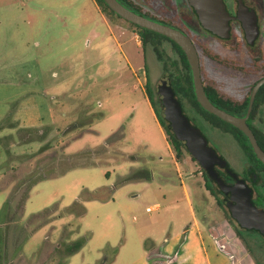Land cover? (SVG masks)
Returning <instances> with one entry per match:
<instances>
[{
  "label": "rangeland",
  "instance_id": "obj_1",
  "mask_svg": "<svg viewBox=\"0 0 264 264\" xmlns=\"http://www.w3.org/2000/svg\"><path fill=\"white\" fill-rule=\"evenodd\" d=\"M162 1L175 6L183 21L187 18L192 36L227 63L203 56L205 72L225 92L243 98L258 75L230 65L249 66L253 58H264V0H251L260 29L253 46L237 23L235 35L222 44L199 25L190 8L184 9L187 0ZM106 16L111 30L94 0H0V66L38 58L48 72L46 81L58 90L53 93L58 95L53 101L57 123L44 127L43 136L38 129L18 131L21 140L39 141L40 147L29 148L10 173V151L0 149V264H148L153 243L166 251H154L159 264H207L205 250L211 264H264V236L241 230L227 215L218 201L224 196L206 187L203 168L189 152L177 160L166 133L167 139L143 104L145 92L134 89L131 67L145 72V89L149 85L154 108L161 111L158 85L166 74L156 53L151 47L144 50L128 21ZM26 21L34 28L27 29ZM113 21L127 30L123 33ZM164 47L173 54L170 43ZM7 51H15L14 61H5ZM120 74L129 75L126 85ZM199 126L243 176L249 164L235 139L204 122ZM66 162L85 166L30 185L29 178L51 168L59 172ZM139 168L150 169L153 178L115 187ZM105 186L114 188L109 200L84 201L83 214L66 210L82 191ZM155 203L161 208L146 212ZM78 242L80 249L69 253L67 247Z\"/></svg>",
  "mask_w": 264,
  "mask_h": 264
},
{
  "label": "trees",
  "instance_id": "obj_2",
  "mask_svg": "<svg viewBox=\"0 0 264 264\" xmlns=\"http://www.w3.org/2000/svg\"><path fill=\"white\" fill-rule=\"evenodd\" d=\"M100 10L105 13L106 15L115 16L117 18H121L118 14H116L107 4L104 0H95ZM122 2L125 6L132 9L133 11L142 14L150 19H153L155 21L164 23L166 25L175 27L185 34H189V30L184 25V21L182 17L179 15V12L177 8L173 5H167L162 0H143V2L147 5L140 4L135 0H119ZM123 19V18H122ZM135 29V32L140 37L141 45L145 49L148 47H151L153 51L156 53L158 60L162 64V68L164 70V73L168 75L171 85L174 89L176 98L180 101L181 105L185 108H188L192 115L190 117V121L193 125H196L200 127L201 122H205L206 124H209L213 126L214 128L220 129L222 132L230 134L244 153V156L247 160V163L249 164L252 169L258 173L262 172L264 169V163L261 162L255 155L254 149L252 148L250 141L247 137V135L242 132L237 127L231 125L230 123L222 120L218 116L208 112L205 110L197 101L195 97V90H194V84H193V76H192V70L189 65V62L187 60L185 52L181 49V47L171 40L170 38L159 34L155 31H152L150 29H146L143 27H140L136 24H133L129 22ZM209 32V31H208ZM233 34L235 35V32L233 31ZM193 40L195 41V45H197V50L200 56V59H202L203 56L208 57L209 59L216 61L218 63L226 64V62L222 61L215 52H213L208 46L201 44L198 42L194 37ZM170 43L172 55L168 53V51L164 47V43ZM230 67H233L234 69L239 70L243 73L248 74H257L258 78L252 83L250 88L248 89L247 93L242 99L236 98L233 95L225 92L219 82L209 76L202 64H201V71H202V79L204 88L206 90L207 95L209 96L210 100L217 105L220 108H223L237 116H245L249 107V100L251 96V91L255 83L264 77V58L262 55H259L256 58H253L251 64L249 66H239L238 64H232ZM147 93L152 100L153 105H156V102L154 101V92L150 89L149 85H147ZM160 103V101H159ZM264 106V84L260 87L256 99L254 102L253 110L250 114V120H256L258 117V114L261 110V108ZM156 115L158 117V120L164 129L168 141L170 142L172 148L175 151V157L177 160H180L182 158V155L184 152H188L185 143L182 141H179L176 137L171 128L169 127L168 122L165 120L163 114L160 110L155 109ZM251 129L253 130L257 142L260 145V147L264 150V129L262 125L260 124H252L249 122ZM32 130V129H30ZM117 135H114V137ZM42 147L41 149H43ZM66 166L59 172H56L54 168H51L48 172H43L38 175H34V177L29 178L30 185L34 182L47 178L51 176L52 174H63L64 172L80 167L85 166L83 164H77V163H71L66 162ZM88 165V164H87ZM91 165V164H90ZM203 170V175L205 178V185L206 187L216 196H218V193L224 194L218 184L214 182L212 179L209 178L206 171ZM220 176L225 180L226 183H231L234 179L230 177L225 171H221L220 169H217ZM153 178V173L150 169L147 168H139L136 170H133L130 174L122 177L115 185V187L123 185L127 182L131 181H149ZM22 184H19V187ZM19 187L17 190H19ZM114 188L105 186L102 188H99L95 191H88L84 190L80 194L79 198L70 206L67 207L68 212H76L78 214H83L85 212L84 207V201L90 200V199H100L102 201H107L110 199L112 192ZM261 194L258 192V198H254V203L260 207H262V204L260 202ZM219 203L222 206H225L227 215L233 220L231 217V214L229 212V209L227 206L223 203V200H218ZM9 204H6L4 208V215L6 214V210L8 209ZM3 215V218H5ZM1 221V222H2ZM243 231H247L245 229L240 228ZM2 233V230H1ZM239 234V233H238ZM2 235H0V245L2 244ZM81 244L80 242L76 244L69 245L67 250L69 253L76 252L80 249ZM158 254H163L162 250H159ZM151 263L150 264H159L158 261L155 259V255H151ZM104 264V263H102Z\"/></svg>",
  "mask_w": 264,
  "mask_h": 264
},
{
  "label": "water",
  "instance_id": "obj_3",
  "mask_svg": "<svg viewBox=\"0 0 264 264\" xmlns=\"http://www.w3.org/2000/svg\"><path fill=\"white\" fill-rule=\"evenodd\" d=\"M106 4L121 18L140 27L162 34L176 42L185 52L192 70L195 97L199 104L208 112L218 116L244 132L254 149L256 157L264 163V150L257 142L256 136L248 124V118L253 110L256 95L264 84V77L259 79L252 88L249 107L245 116H237L215 105L204 88L200 57L197 48L188 34L164 23L150 19L125 6L119 0H104ZM200 25L220 39L228 40L232 35V22L238 21L244 31L248 45H255L259 35V17L254 8H250L244 0H237V10L232 15L224 0H188ZM161 111L175 137L185 143L188 152L206 171L210 179L216 182L220 190L229 197L224 204L229 209L231 217L240 228L247 231H257L264 236V208L253 200V189L244 178L235 172L224 157L209 144L208 138L201 128L193 125L184 113L180 101L176 98L174 89L167 75L161 78L158 85ZM217 168L225 169L234 179L232 184L226 183Z\"/></svg>",
  "mask_w": 264,
  "mask_h": 264
},
{
  "label": "crops",
  "instance_id": "obj_4",
  "mask_svg": "<svg viewBox=\"0 0 264 264\" xmlns=\"http://www.w3.org/2000/svg\"><path fill=\"white\" fill-rule=\"evenodd\" d=\"M98 9L103 16V20L111 30L108 17L99 7ZM113 24L122 30L123 33L124 30H127L126 26L117 21H113ZM24 26L27 29L34 28L31 21H26ZM137 43L139 44V41H137ZM118 45L122 48L120 43H118ZM14 54L15 51H7L5 61H14ZM127 61L130 65L129 58H127ZM131 70L133 77H135L137 81L134 89L142 88L145 92L143 104L155 118L166 138L165 131L158 120L152 100L145 89V72L141 71L137 73L132 67ZM47 73L39 64L38 58L30 56L21 59L20 62H16L15 64H9L3 67L0 66V149H5V152L10 151L11 161L6 165V168H8L6 171L7 173H10L13 168L22 161L20 157H22L24 153L30 151L29 148L35 150L40 147L39 141H37V144H39L35 145L36 142L33 140L31 142H27L25 139L21 140L18 136V131L22 129H38L43 136L45 133L44 127L57 123L53 111V101L58 95L53 93L58 92V90H55V86H52V82L46 81V75L48 76ZM51 75L55 77L57 72L53 70ZM120 78L123 80L122 84L126 85L129 75L120 74ZM51 86L52 88H50ZM6 156L8 158V154H6ZM203 249L205 250V248ZM155 250H157V253L159 250H162L163 255L166 254L164 246H156L154 243L150 244L148 248V264L151 263L152 260L150 257L151 255H155ZM205 258L207 264H211L210 257L206 250ZM221 264H229V261L225 260Z\"/></svg>",
  "mask_w": 264,
  "mask_h": 264
},
{
  "label": "flooded vegetation",
  "instance_id": "obj_5",
  "mask_svg": "<svg viewBox=\"0 0 264 264\" xmlns=\"http://www.w3.org/2000/svg\"><path fill=\"white\" fill-rule=\"evenodd\" d=\"M187 2H188V0H187ZM224 2L226 3V6H227V9L229 10V12L232 14V15H234L235 13H236V10H237V5H238V3H237V0H224ZM244 2L250 7V8H254L255 10H256V12H257V9H256V7H255V5L253 4V1H251V0H244ZM185 8H190L191 10H192V12H193V14L195 15V17L197 18V16H196V14H195V12H194V10H193V8L190 6V4H189V2H188V6H184V9ZM258 14V13H257ZM259 17V16H258ZM185 20H187V18H185L184 19V25L187 27V29L189 30V32H190V29H189V27L187 26V24H186V22H185ZM197 21H198V18H197ZM198 23H199V21H198ZM234 23H237L240 27H241V24L238 22V21H233L232 22V35H231V37L232 36H234V34H233V31H234V28H233V25H234ZM199 25H200V23H199ZM242 28V27H241ZM190 37H191V39L193 40V36H192V34L191 33H189L188 34ZM220 39V38H219ZM221 40V42H222V44H225V41H227V40H223V39H220ZM193 42H194V44H196L195 43V41L193 40ZM195 46H197V45H195ZM197 48V47H196ZM234 48V47H233ZM198 51V50H197ZM199 54V53H198ZM200 57V56H199ZM200 63H201V59H200ZM202 64V63H201ZM242 99V98H241ZM159 101H160V97H159ZM264 107V106H263ZM263 107L261 108V110H260V112H259V114H258V117H257V119L256 120H250V117L248 118V124H250L249 122H251L252 124H260V125H262L263 123H264V120H263V118H262V109H263ZM182 108H183V111H184V113L189 117V116H191L192 115V112L188 109V108H185V107H183L182 106ZM189 119H190V117H189ZM202 123V122H201ZM205 123V122H204ZM250 126V125H249ZM217 169H220L221 171H225L226 172V170L225 169H221V168H217ZM263 175H264V169H263V171L262 172H260V173H258V172H256V171H254L253 169H252V167H250L249 166V168H247L246 169V171L243 173V176H240L241 178H244L245 180H246V182L249 184V186L250 187H252V189H253V200H254V198H258V189H257V187H258V184L260 183V186L259 187H261V190H262V192H261V197H260V202H261V204H262V208H264V179H263ZM234 182V180L231 182V183H229V184H232ZM223 196H224V199H223V202H224V200H226L229 196L228 195H225V194H222ZM260 207V206H259ZM252 232H256V231H252Z\"/></svg>",
  "mask_w": 264,
  "mask_h": 264
},
{
  "label": "built area",
  "instance_id": "obj_6",
  "mask_svg": "<svg viewBox=\"0 0 264 264\" xmlns=\"http://www.w3.org/2000/svg\"><path fill=\"white\" fill-rule=\"evenodd\" d=\"M160 208H161V205L159 203H155L153 205L146 207V212L152 213V212L159 210Z\"/></svg>",
  "mask_w": 264,
  "mask_h": 264
}]
</instances>
